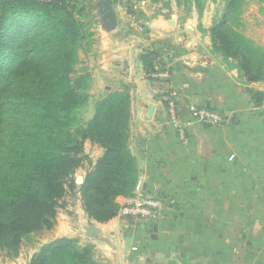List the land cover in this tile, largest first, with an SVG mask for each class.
I'll return each instance as SVG.
<instances>
[{"label": "crops", "instance_id": "0c3cea01", "mask_svg": "<svg viewBox=\"0 0 264 264\" xmlns=\"http://www.w3.org/2000/svg\"><path fill=\"white\" fill-rule=\"evenodd\" d=\"M191 2L112 0L117 27L108 31L101 20L90 32L92 44L104 42V97L130 92L137 192L165 203L156 221L119 214L107 224L93 222L101 230L95 240L86 237L87 221L84 236L102 264H264V112L248 93H264V81L247 86L213 54L215 13ZM246 37L264 48V40ZM148 51L157 64L165 62L156 74L167 79H149L141 60ZM171 93L179 99L178 122L165 100ZM190 104L220 112L225 123L190 120ZM128 238L134 255L125 249Z\"/></svg>", "mask_w": 264, "mask_h": 264}, {"label": "trees", "instance_id": "16d2710c", "mask_svg": "<svg viewBox=\"0 0 264 264\" xmlns=\"http://www.w3.org/2000/svg\"><path fill=\"white\" fill-rule=\"evenodd\" d=\"M245 1L226 0L209 34L213 54L250 86L264 81V48L239 31ZM74 5L73 0H0V256L10 259L19 257L33 235L55 227L69 197L80 200L89 221L107 224L139 184L140 164L130 148L129 90L96 102L93 119L80 124L90 76L78 66L92 34ZM196 5L201 11L203 0ZM156 59L153 51L141 58L151 80L157 65L165 64ZM248 93L254 106L264 104V93ZM87 141L103 151L96 162L85 152ZM85 164L89 168L78 184L77 172ZM28 264L102 260L93 243L61 237L40 247Z\"/></svg>", "mask_w": 264, "mask_h": 264}, {"label": "rangeland", "instance_id": "374dc122", "mask_svg": "<svg viewBox=\"0 0 264 264\" xmlns=\"http://www.w3.org/2000/svg\"><path fill=\"white\" fill-rule=\"evenodd\" d=\"M101 2L102 0H73V4H75V13L78 14V18L86 24L89 34L92 32V28L96 29V27L99 26L98 28L100 29L101 20L104 15L101 13L102 7L99 5ZM189 4L190 1L186 3V9L190 7ZM191 5L197 6L196 0L191 2ZM203 6L209 7V9L215 13L213 20L215 22L216 19L223 16L226 0H203ZM242 15L245 27L239 29V31L242 32L243 35L246 34L249 37L263 41L264 0H246ZM94 25L97 26L94 27ZM91 40L92 37L88 38L85 48L80 51V64L78 66L80 73L91 75V78H89L88 103L79 113L80 124L82 125L89 123L93 119L95 103L104 98V75L101 74L104 72V68H102L104 66V45L102 43L104 42H102V39H98L97 42L92 44ZM101 61L103 64L100 63ZM85 152L93 162H96L102 154V149L92 144L90 141H87L85 143ZM88 165L89 164H85L84 168L78 170L76 178H78V176L84 178L89 168ZM67 202L68 207L59 211L56 225L52 230L35 234L30 240H26L21 246L19 257L16 259H10L5 256V254H2L0 256V264H28V258L40 249V247L58 239L57 237L68 232L72 231L74 235L78 229L81 230V233L78 235L75 234L74 236L71 235L70 238H79L81 244H86L89 238L87 239L84 236L85 227H88L89 223L92 225L94 221H89L88 217L85 216V212H83V208H81L82 206H80L77 197H69ZM87 221H89V223ZM136 221L147 223V221L144 220ZM116 229L115 227L114 230Z\"/></svg>", "mask_w": 264, "mask_h": 264}, {"label": "built area", "instance_id": "2783aa9c", "mask_svg": "<svg viewBox=\"0 0 264 264\" xmlns=\"http://www.w3.org/2000/svg\"><path fill=\"white\" fill-rule=\"evenodd\" d=\"M155 78L167 79L168 74H154ZM169 105V113L173 122L179 121L178 96L171 93L165 98ZM190 120L199 123L209 124L219 127L225 123L223 114L217 111L200 108L194 104L187 106ZM264 112V104L261 108ZM164 202L161 199L150 197L144 193L136 192L135 196L128 199L127 203L122 206L121 215L130 220H144L147 222L158 220L164 211Z\"/></svg>", "mask_w": 264, "mask_h": 264}, {"label": "water", "instance_id": "95a60500", "mask_svg": "<svg viewBox=\"0 0 264 264\" xmlns=\"http://www.w3.org/2000/svg\"><path fill=\"white\" fill-rule=\"evenodd\" d=\"M102 9L101 13H103L102 21L103 25L105 24L106 29L108 31L114 30L117 27L118 24V17L117 14L113 8L112 0H102L101 4H99ZM84 178L78 177L77 183L83 184ZM101 230L96 226H90L86 229V237L95 240L98 236H100ZM125 249L130 252L132 255H134L135 250L132 248V241L130 238L127 239L125 244Z\"/></svg>", "mask_w": 264, "mask_h": 264}]
</instances>
